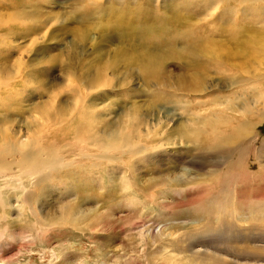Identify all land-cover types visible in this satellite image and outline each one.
<instances>
[{
	"label": "rangeland",
	"instance_id": "rangeland-1",
	"mask_svg": "<svg viewBox=\"0 0 264 264\" xmlns=\"http://www.w3.org/2000/svg\"><path fill=\"white\" fill-rule=\"evenodd\" d=\"M10 1L29 13L38 5L47 24L35 34L17 29L7 43L0 37V61L6 56L10 63V85L0 87V147L30 135L36 147H60L65 165L40 178L23 177L22 188L0 178V263L264 264V120L252 118L255 126L244 139L234 135L235 125L225 128L216 150L212 145L192 150L177 130L206 111L233 114L231 107L243 106L247 97L255 107L256 85L235 86L233 81L264 69V39L255 35L264 31V0H216L192 19L208 41L201 46L216 60L229 61L227 49L254 40L251 54L231 62L237 71L218 64L207 71L190 68L181 64L188 59L184 50L171 56L154 46L164 61L158 79L136 64L126 65V54L117 59L118 47L128 48L125 42L153 38L127 28L124 37L117 36V17L100 15L88 23L84 36L82 23L71 18L74 0ZM139 1L146 0H91L115 3L127 12L136 11ZM164 3L154 0L153 5ZM11 12L0 4L1 17ZM20 60L25 61V81L14 83ZM90 79L99 85H89ZM259 88L264 92V85ZM82 104L92 106L93 113L79 116ZM92 124L139 129L152 133L151 144H163L124 154L117 162L98 161L92 157L98 151L86 141ZM211 142L206 139L207 145Z\"/></svg>",
	"mask_w": 264,
	"mask_h": 264
},
{
	"label": "bare ground",
	"instance_id": "bare-ground-1",
	"mask_svg": "<svg viewBox=\"0 0 264 264\" xmlns=\"http://www.w3.org/2000/svg\"><path fill=\"white\" fill-rule=\"evenodd\" d=\"M214 1L216 0H165L166 3L162 4L160 8L157 5H153L154 0H146L145 2L144 1L137 2L136 11L127 12L124 7L123 8L119 7V5L115 3H111V4L109 3L110 5L104 6L103 3L96 4V2H91V0H74L73 3L75 5L74 6L75 9H74V13L71 16V18H73L77 22L82 23L80 33L81 35H84V36H86V34L88 33V29H87L88 23L90 24L92 20L99 18L100 15H101L100 17H102L103 15L108 16L109 14L112 17H117V20H114V22H116L114 29H116L117 36L124 37L125 36L124 30L127 28L130 30V33L134 32L133 30H135L136 36H138V33H140V34L150 35L151 37H153L150 39H140V38L135 37L140 42L138 43H132V41L125 42L127 43L126 45H128V48L126 50H124L123 48H126L127 46L124 47L120 45L121 48L118 47L119 54H117L118 55L117 59L119 60L120 55L123 56L124 54H126L128 56L127 57L128 62L126 61L127 63H125L126 65L128 64L130 66L132 65L135 66L136 64L140 66L141 69L147 75L152 76V77L154 76V78L156 77V79L161 78V73L164 67V61L162 57H160L161 56L160 54L156 55L157 52L155 54V52L153 51L154 46L158 47L160 52L166 51L167 52L166 54H170L171 56H181L182 53H180V51L184 50L183 52L185 56H187L188 59L184 60V62L181 64L187 65V67L189 66L190 68L198 67V68H203L206 70L207 68H210L211 65L218 64L219 66H222V68L224 67L225 69H232L234 71H237V68H236L237 63H231V62L235 60H237V62H241L239 60H242L246 58L248 54H251V52L254 51L253 46L255 47L254 40H250L245 43L242 42L243 43L241 44L242 46H239L240 43L237 42L238 44L237 46H239L238 50L233 49V48H231V50L230 48L226 50V51L229 50V53H228L229 61L227 62L219 61L218 59L216 60L215 58H211V56H209L211 52L205 50L201 46V43L206 39L201 33L200 23L198 21L192 20L195 17L197 18L198 15H202L205 10H208ZM219 1L224 3L228 0H219ZM250 1L255 2L256 0L255 1L249 0V2ZM10 2H11L10 0H0L1 7L5 9H9L10 11L12 10L9 17L0 16V37H4L2 38L3 41L1 42L7 43L8 38L10 39L12 38L8 36L13 34V37H14L15 33L17 32V29L21 30V29L28 28V31H33V33L35 34L36 32L40 31L43 28V25L46 26L47 22L42 20L40 17L38 5L35 4L34 6L37 9L32 8V10L34 9V11L29 13L25 11L27 8L25 9L15 8V6L11 5ZM92 3L95 6L92 5ZM130 11L132 10L130 9ZM165 12H170L171 17L169 16L170 18L168 19L165 18L164 16ZM262 13H263L262 16H264V8H262L261 10V14ZM27 22L28 23L30 22V23L28 24ZM164 29H165V33L162 35L159 34V32H161ZM75 32L77 33V35L79 34V31L75 30ZM261 34L264 35V31ZM255 35L258 36L256 38L259 40L262 38L264 39V36L260 34H255ZM132 36L134 37V33ZM12 40L13 39H11V41ZM179 43H181L180 47L178 45ZM263 44H264V40H263ZM262 48H264V46ZM16 49L22 50L21 46L16 47ZM208 50H212V49H208ZM4 51L9 52V49L6 48ZM259 52H262V51H259ZM0 57H3V55ZM118 60L116 62V65H119L120 63V61ZM22 62L20 63L19 69L17 71V80H15L14 83L15 82L20 83L21 81H25V78L23 79V76L26 75L25 74L26 69L25 67H21ZM0 63H2L0 67V71H1L0 72V87H9L10 80H8L9 75L7 74V72H8V64L10 63H8L6 56H4V60L2 62L0 61ZM240 68H243V67H240ZM186 70L189 71L190 69H186ZM242 70L238 71V74L239 72L241 73ZM201 71L199 73H201ZM249 72L246 74H244L245 73L244 72L242 76L238 79L235 78V80L233 81L234 82L233 84H235V86L250 85L251 83L255 84L256 90L253 91V94L256 97V101H257L256 104L258 105L255 104V107H253L250 101L247 99L248 97L246 98V96L243 95L246 98L245 101H243V106H241L242 105L241 104L240 107H238V109H233L231 107V109L234 112L233 114L228 113L226 111H222V110L214 111V112L206 111L203 116L193 117L194 118L193 120L190 119L189 121H192L191 123H189V121L186 120L185 123L188 122L189 124L182 126L177 130H178L179 135L182 138H184L187 142L191 143L192 150L209 149L210 145H212L211 149L216 150L218 147L221 146L220 139H224L223 137H221L219 132L223 131L225 128L229 126L232 127L233 125H235V127H232V131L234 135L241 136L242 139H244L245 138L244 135H247L251 131L253 126H255L252 118L261 117V120L262 119L264 120V92L263 90H260L261 88H259L264 85V69L261 71L257 70V72L255 71V73H251V72L249 73ZM191 73H194V71ZM3 75L5 76V78H2L4 77ZM186 77H189V76L186 75ZM190 81H192V79H190ZM88 83L89 85H96L95 83L99 85L100 82L99 80L90 79ZM187 83H190V82H187ZM194 87L197 88L196 86ZM74 90L77 91L76 89ZM190 90H192V88H190ZM192 92L194 91L192 90ZM240 92L241 94L244 93V91H242V88ZM238 98L240 99V97ZM200 103L201 102H199L198 106H200ZM227 106L225 108H228ZM221 108L224 109V107H221ZM78 112H79L78 114L79 116L80 115L84 116L88 113L90 114L93 113V108L92 106H87V105L82 104ZM192 115L195 116L193 113ZM89 118H90L89 122H91L92 121L91 117L89 116ZM60 119L63 120L64 118H60ZM57 122H60V121H57ZM89 127L91 128L92 132L89 135V139H87L86 141H87V144H89V147H88L89 149L91 148V149H95L98 151L92 156L98 161L102 160V161H107L109 163L117 162L119 160H123L122 157L124 156V154L128 153V154H131L132 156V154H135V153H141L144 151L148 152V150L159 148L163 144L162 142L151 144L152 141L150 137L152 133L142 134L141 131H139V129L136 132H134L133 130L131 131L125 130L123 128V125H118L115 127L105 126L104 128H100V129H98V127L96 126L97 127L96 129L95 125L92 124ZM144 136H147L149 140H147ZM26 138L27 139H23V140L19 139L17 142H13L9 140L0 147V178L2 177L7 183H12L14 181H17L18 185L21 188L23 187V181H24L23 177L33 176V178L35 177L40 178L46 172L48 171L51 172L50 170L55 171V169L62 168V166L65 165L63 162L64 155L60 147H58L54 143H52L51 147L49 148L36 147L35 145L30 144V139H31L30 135L27 136ZM77 138H78L77 139L78 143L83 141V139L81 138V133L80 134L78 133ZM168 139H170V137ZM206 139H210L212 141L211 144L207 145ZM244 147L247 149L248 145L244 144ZM118 153L121 154V156L120 155L117 156L116 154ZM9 157H12V159L11 160L8 159ZM240 159H243V158L241 157ZM176 181H179V180H176ZM3 198L4 197H1L0 199L1 202L3 201ZM16 206L21 207V205L19 204H17ZM0 264H3V263H0Z\"/></svg>",
	"mask_w": 264,
	"mask_h": 264
}]
</instances>
